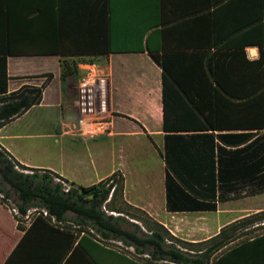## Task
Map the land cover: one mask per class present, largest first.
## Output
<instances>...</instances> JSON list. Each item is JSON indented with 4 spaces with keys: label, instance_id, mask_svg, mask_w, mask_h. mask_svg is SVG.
<instances>
[{
    "label": "crops",
    "instance_id": "crops-1",
    "mask_svg": "<svg viewBox=\"0 0 264 264\" xmlns=\"http://www.w3.org/2000/svg\"><path fill=\"white\" fill-rule=\"evenodd\" d=\"M241 3L242 0H0V58H5L8 78L5 95L18 90L23 85L19 82L25 78L52 76L39 104L0 127L1 148L21 165L55 173L74 186L85 187L76 183L78 179L90 180L86 185L90 186L119 172L123 178V202L149 218L153 229L157 224L167 231L173 239L165 237L164 246L172 245L181 251H186L182 245L185 243L204 248L221 229L236 222L240 213L250 218L264 213V192L245 196L249 198L248 208L234 209L233 213L226 208L228 201L216 202L215 211L168 212L165 207L161 69L149 52L167 54L174 73L187 72L182 86L189 97L178 96L180 103L190 99L198 102L205 111L203 116L216 104L212 117L218 123L227 117L251 119L255 108L240 105L245 101L251 104L256 88L264 86V64L258 68L246 63L256 62L259 50L253 45L242 49L220 46L232 38L227 30L240 16ZM237 50L243 54H236ZM210 54H214L211 66L219 73L220 84L230 87L236 95L228 99L231 112L223 106L229 105L224 94L221 98L215 93L212 99L210 82L203 76ZM89 68L107 77L110 135L90 138L74 134L75 118L70 105L74 83L68 77L62 80L61 71L70 70L81 78ZM191 115L175 111L173 118ZM204 133L211 131L184 130L175 134ZM212 134L251 135L239 146L215 140L227 151H241L238 162H255L258 158L251 156L252 152L264 149V128L218 129ZM32 139H51L56 144L57 169L30 159L24 161V147L44 154L41 147L27 143ZM104 162L110 163V170L99 175ZM263 181H257V186L252 183L250 189L257 190ZM240 197L244 193L235 199ZM32 208L20 215L0 204V264H147L79 231V225L67 222V214L64 221L57 222L51 216L28 213ZM225 214L230 218L221 221ZM118 216L122 217L123 212ZM132 223L143 228L139 220ZM252 225L264 226V219Z\"/></svg>",
    "mask_w": 264,
    "mask_h": 264
},
{
    "label": "trees",
    "instance_id": "trees-1",
    "mask_svg": "<svg viewBox=\"0 0 264 264\" xmlns=\"http://www.w3.org/2000/svg\"><path fill=\"white\" fill-rule=\"evenodd\" d=\"M241 4L240 16L227 30L232 38L225 40L220 46L237 49H242L246 45L256 46L259 50L258 60L246 61V63L256 64L260 68L264 64V0H242ZM214 46L219 47V44ZM236 54L243 53L237 50ZM149 57L161 69L162 128L165 132L162 158L165 164L166 210L168 212L215 211L216 202L235 199L242 193L244 196H250L264 192V184L257 190L250 189L252 183L257 186L256 182L264 179V149L261 152L255 150L252 154L249 153L258 158L257 162H238L241 151H227L215 140L222 145L239 146L250 139L251 135L212 134V131L218 129H263L264 86L256 88L257 94H252L251 104L245 101L240 105L242 108L248 105L255 108L256 114H252L251 119L248 117L247 120L240 121L237 118V120L233 118L228 120L227 117L226 120L218 123L217 118L212 117L216 104H212L208 108L209 114L203 116L205 111L198 102L190 99L180 103L178 96L184 99L189 97L182 86V80L186 78L187 72L174 73L168 65L167 54L149 52ZM0 62V94H3L0 97V127H2L40 103L43 89L52 76L44 74L41 76L44 81L39 86H22L5 95L8 80L5 72V58H0ZM213 62H215L214 54H210L205 65L208 69H203V76L210 82L212 99L215 93H218L221 98L224 94V100L229 105L223 106L231 112L233 107L228 99L236 95L232 93L230 87L220 84L219 73L211 66ZM197 72H195L196 75ZM71 74L70 70L63 69L61 79L65 80ZM197 77L199 78V75ZM244 97L242 99H245ZM235 106L238 108L237 104ZM175 111L190 112L192 117L173 118ZM184 130L211 131V133L175 134ZM45 173L39 174L38 169L21 165L0 146V180L16 194L15 207L20 215H25L29 207L46 210L57 222L64 221L66 214H72L74 216L72 222L76 225L89 223L100 236L119 238L137 251L150 247L152 257L157 255L160 259L165 258L174 264H264V233L244 240L220 255L214 256L232 241V238L226 235V231L233 230L239 222L221 229L216 236L204 244V248L201 244L188 243L182 244L186 251H181L172 245L164 247V238H173L161 226L152 223L154 229L150 228V234L140 238L135 232H128L120 227L123 221L120 216H107L102 210L103 207H107L111 212L122 213L120 207L114 205L116 201L129 207L122 199L121 174L116 178L117 172H114L97 184L82 187L68 184L55 173ZM60 181L69 185L66 192L63 191L64 187ZM0 193L3 194L1 190ZM0 204L3 206L1 200ZM245 219L242 220L251 224L264 219V213ZM42 220L49 222L45 218ZM146 222H149V218H146ZM134 227L135 230L139 229L136 225ZM188 251H194V253Z\"/></svg>",
    "mask_w": 264,
    "mask_h": 264
},
{
    "label": "rangeland",
    "instance_id": "rangeland-1",
    "mask_svg": "<svg viewBox=\"0 0 264 264\" xmlns=\"http://www.w3.org/2000/svg\"><path fill=\"white\" fill-rule=\"evenodd\" d=\"M68 80L70 82H73L74 84L71 85L72 87V91H74V95L72 96V102L70 103L71 105V109H73L74 112V118L76 119V109L74 106V100L76 98V84H77V78L76 76H73L72 74L67 76ZM44 81V78H42L41 76H35V77H29V78H25L24 80H22L20 83L23 82L22 86H39L42 82ZM19 87V88H20ZM28 144H34L38 147H41L42 150L44 151V154H41V152L39 153L38 151L32 150L31 148H22L21 149V153L22 156L24 157V161L28 162L30 159V162H39V163H43L44 165H48L50 166L52 169H57L59 162L56 161L57 158V146L56 144L51 140V139H32V140H27ZM25 145V143H24ZM150 152L146 153V158L149 160L150 158ZM153 158V157H152ZM152 163V162H151ZM154 163V162H153ZM104 169L99 171V175L106 173V171L110 170V163L108 162H104ZM107 164V165H106ZM27 173V171H24ZM39 174H43L44 171L42 170H38ZM131 173V172H130ZM47 174V171L46 173ZM120 173L117 172L116 173V178H118V175ZM84 178H82V180L78 179L76 180V183L79 185H83L86 186L88 184H90V180H83ZM89 179V178H88ZM95 179V178H92ZM56 181V179H54ZM94 181V180H92ZM66 186L69 187V185L66 184ZM0 190L2 191L3 194L0 193V200L1 203L3 204V206L5 208L11 209L12 207H15V204H17V198H16V194L9 188V186L7 184H5L4 182H2L0 180ZM114 205L116 207H120V210L123 212V216L121 217L123 219V221L120 224V227L123 230H126L128 232H135L137 234L138 237L140 238H144L145 236H147L148 231L151 227L149 222H146V217L145 215L137 212L134 209H131L129 207H126L125 205H122L119 201H116L114 203ZM249 206V198L248 197H240L238 199L235 200H230L226 203V208L227 210H229V212L233 213L234 209L235 210H243L244 208H248ZM222 208L224 207V205L221 206ZM106 209V210H105ZM39 210V209H38ZM102 210L104 211V213L107 216H118L117 212H111L107 209V207H103ZM247 214L244 213H240L238 215H236L234 221H236L238 224H236V226L234 227L233 230H228L226 231V235H229L232 238V241L229 242L224 248H222L219 252H217L214 256H218L221 253H223L224 251H226L227 249L239 244L240 242L244 241V240H249L253 237L259 236L261 234L264 233V226L259 225L258 227H255V225H252V223L248 224V221H244V220H239L241 218H245ZM231 215L229 214H225V215H221V221H225L227 219L230 218ZM74 216H72L71 214H67V222L71 223L73 221ZM134 218V219H132ZM139 220L142 225L143 228L141 229H136L134 227V223H132V221H137ZM233 221V222H234ZM242 221V222H241ZM73 223V222H72ZM66 225H69L67 223H65ZM79 230H81V232L92 236L94 239H96L97 241L101 242L102 244L109 246L115 250H118L120 252H122L123 254H127L130 257H132L135 260L141 261V262H146L147 264H170L168 263V261L164 258V259H160L159 257H152V249L150 247H145L140 249V251L135 250V248L127 243H124L122 240H120L119 238H116L114 236H109L107 238L100 236L94 228H92V226L89 223H84L81 224L79 227ZM153 229V228H151ZM167 245H165L164 247H166ZM212 260V259H211Z\"/></svg>",
    "mask_w": 264,
    "mask_h": 264
},
{
    "label": "built area",
    "instance_id": "built-area-1",
    "mask_svg": "<svg viewBox=\"0 0 264 264\" xmlns=\"http://www.w3.org/2000/svg\"><path fill=\"white\" fill-rule=\"evenodd\" d=\"M74 106L76 109L74 134L90 138L111 134V114L107 106L106 75L100 74L94 68L87 69L83 77L77 81ZM60 183L64 187L63 191L66 192L69 187L61 181ZM11 212L18 214L14 207L11 208ZM27 212L50 216L44 209L32 208ZM51 217L55 220L53 216Z\"/></svg>",
    "mask_w": 264,
    "mask_h": 264
}]
</instances>
